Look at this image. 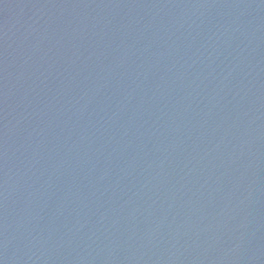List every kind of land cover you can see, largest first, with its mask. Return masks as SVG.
Masks as SVG:
<instances>
[{
    "label": "water",
    "instance_id": "95a60500",
    "mask_svg": "<svg viewBox=\"0 0 264 264\" xmlns=\"http://www.w3.org/2000/svg\"><path fill=\"white\" fill-rule=\"evenodd\" d=\"M0 264H264V0H0Z\"/></svg>",
    "mask_w": 264,
    "mask_h": 264
}]
</instances>
